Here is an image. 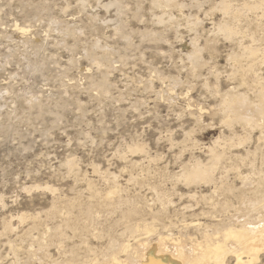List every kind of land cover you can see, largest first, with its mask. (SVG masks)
Here are the masks:
<instances>
[{"label":"rangeland","instance_id":"1","mask_svg":"<svg viewBox=\"0 0 264 264\" xmlns=\"http://www.w3.org/2000/svg\"><path fill=\"white\" fill-rule=\"evenodd\" d=\"M261 106L264 0H0V264L264 222Z\"/></svg>","mask_w":264,"mask_h":264},{"label":"bare ground","instance_id":"2","mask_svg":"<svg viewBox=\"0 0 264 264\" xmlns=\"http://www.w3.org/2000/svg\"><path fill=\"white\" fill-rule=\"evenodd\" d=\"M226 28L229 29V27ZM229 30L233 33L232 29ZM251 51L252 53H256L254 48H251ZM259 103L261 104V102ZM259 112L262 117L260 119L256 118V120L252 119V121L255 126L260 127L263 135V106H261ZM256 113L258 114V112ZM249 119L247 124L251 123V120ZM240 120L243 119L241 118ZM220 151H218L216 147L215 149H212V165L203 166L200 164L195 166L187 174V178L192 181L212 179L215 167L223 160L225 155L224 152ZM257 204L258 205L252 203L251 207L257 206V208L264 209V196ZM204 235L205 239L203 242H198L199 244L195 246L193 245L192 248H188L186 243L181 239L176 242L173 240V247H171L169 242L172 243V240L170 241L168 237L161 235L155 242L149 240L138 241L139 244L137 248H131L132 246L130 244H125L118 248V251L126 252L130 258L135 259V261L137 260L139 264H228L227 257L230 254L235 258V264H256L260 259L261 253L264 252V222L257 224L246 223L236 227L228 226L222 233V239L213 238L212 234L211 237L209 234ZM122 262L123 261L120 260L118 253H115L111 254L110 259L106 260V262L104 260V262L93 264H122Z\"/></svg>","mask_w":264,"mask_h":264}]
</instances>
